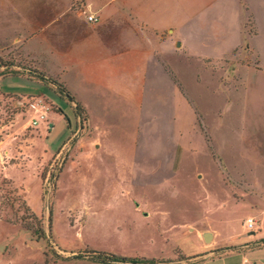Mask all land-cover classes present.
Segmentation results:
<instances>
[{
  "label": "rangeland",
  "instance_id": "1",
  "mask_svg": "<svg viewBox=\"0 0 264 264\" xmlns=\"http://www.w3.org/2000/svg\"><path fill=\"white\" fill-rule=\"evenodd\" d=\"M10 1L7 47L21 32ZM180 6L165 22L163 69L135 64L104 91L60 74L46 49V58L18 48L0 56V264H121L94 251L182 257L179 247L199 250L207 226L222 243L246 236L240 173L264 177L253 159L264 155V0ZM57 76L99 129L75 115ZM28 90L38 94H18ZM31 103L45 110L35 125ZM15 160L22 184L1 172Z\"/></svg>",
  "mask_w": 264,
  "mask_h": 264
},
{
  "label": "crops",
  "instance_id": "2",
  "mask_svg": "<svg viewBox=\"0 0 264 264\" xmlns=\"http://www.w3.org/2000/svg\"><path fill=\"white\" fill-rule=\"evenodd\" d=\"M181 1L11 0L14 4L13 14L21 32H15L17 34L13 39L14 44L7 47L5 0H0V56L5 57L8 50L18 48L30 58L39 55L46 58L43 54L46 49L61 69L60 74L68 71L74 73L81 82L92 85L91 93L104 91L110 89L119 73H122L123 77L132 76L135 64L149 68L151 63H155L162 68L161 60L157 56L162 54L165 58L166 39L169 38L163 37L166 31L165 22L172 19V16L175 17V4L179 3L180 9ZM81 8L96 16L98 21H88L80 12ZM179 15L181 17L180 12ZM43 19L47 24L43 30L40 27L39 34V20L41 26H45ZM22 34L24 40L21 39ZM176 49L178 47L174 43L170 51L176 52ZM57 78L73 99L69 101L70 106L79 105L88 115L89 124L99 129L86 99L73 92L64 84L66 82L61 81V77ZM18 94L26 97L38 93L28 90ZM47 128L51 129L52 126ZM47 128L45 127L46 130ZM2 142L0 141V147ZM100 148L99 143L98 149ZM253 159L255 163L264 165V155ZM12 167L16 173L12 171ZM22 170L17 160L2 163L3 176L18 184L24 181ZM246 172L240 173L241 183L237 198L248 208L241 220V227L248 230L246 236L237 242L222 243L218 238L219 231L207 226L197 229V238L201 244L197 252L185 253L179 247L182 257L174 253L170 258L148 259L161 261L156 264H264V242H261L264 239V177ZM248 218L253 219L251 229L244 224ZM189 225L192 228L189 227L188 230H193L194 226Z\"/></svg>",
  "mask_w": 264,
  "mask_h": 264
},
{
  "label": "trees",
  "instance_id": "3",
  "mask_svg": "<svg viewBox=\"0 0 264 264\" xmlns=\"http://www.w3.org/2000/svg\"><path fill=\"white\" fill-rule=\"evenodd\" d=\"M58 86L61 89V91H63L65 95L69 98V100H73L69 92L62 85H58ZM81 114H85L83 109L79 105H76L75 115L80 116ZM39 234L40 236L38 237H42L43 231L41 230ZM261 242H264V239H262ZM94 253L96 254V256L94 257V260L98 262H102V263L117 262L121 264H156L157 262H161L160 260H156V259L131 258V257L119 256V255L112 254V253H105V252L94 251Z\"/></svg>",
  "mask_w": 264,
  "mask_h": 264
},
{
  "label": "built area",
  "instance_id": "4",
  "mask_svg": "<svg viewBox=\"0 0 264 264\" xmlns=\"http://www.w3.org/2000/svg\"><path fill=\"white\" fill-rule=\"evenodd\" d=\"M86 19L90 22H97L98 18L92 14H87ZM43 105H40L38 103H31L29 104V108L32 109L35 113V115L31 118L32 125L38 124L40 120H43L45 117V110L43 109ZM245 226L249 229L252 228L253 225V219L248 218L245 221Z\"/></svg>",
  "mask_w": 264,
  "mask_h": 264
}]
</instances>
